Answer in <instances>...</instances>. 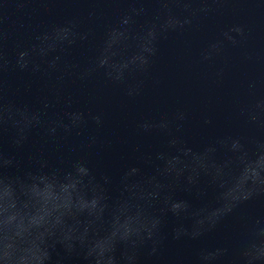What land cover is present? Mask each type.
Masks as SVG:
<instances>
[{
    "label": "water",
    "instance_id": "water-1",
    "mask_svg": "<svg viewBox=\"0 0 264 264\" xmlns=\"http://www.w3.org/2000/svg\"><path fill=\"white\" fill-rule=\"evenodd\" d=\"M166 7L171 11L147 0L136 4L130 0H0V65L7 61V70L0 68V93L7 90L18 102L39 107L48 100L49 115H63L65 111L104 113L102 127L90 125L85 131V136L97 137L98 143L78 154L87 156L98 175L112 177L113 196L118 195L124 170L131 166L143 168H130L127 187L131 195L118 206L109 207L101 203L94 187L82 186L70 174H63L69 161H57L53 146L46 144L40 129L33 130L28 142L19 149L11 142V132L5 134L0 139V150L14 156L18 164L7 170L10 175L34 168V155L45 148L62 173L33 176L28 183L5 182L0 178V246L6 225L14 229L13 239L30 241L33 247L58 229L69 236L79 230L82 237L91 236L103 256L113 237L126 236L139 226L142 189L152 177V169L142 164L139 155L160 145L158 138L137 133L136 125L142 120L156 123L186 113V135L197 151L203 140L221 133L264 135V131L248 127L246 115H242L244 110L264 121V0H178ZM132 8L148 12H141L136 25L116 27L106 35V28L118 24L120 17ZM156 17H161V29L168 25L175 28H169L166 37L159 41L148 72L136 78L143 81L139 95L126 96L120 87L107 83L100 75L84 83L75 81L60 87L59 77L66 69L75 70L74 65L92 58L105 65L113 76L129 73L142 63L153 43L154 34L144 31V23ZM63 29L94 36L70 53L60 54L57 70L36 74L19 71V57L28 60L31 68L34 54L67 40L69 35ZM34 44L38 45L36 53L31 52ZM55 55L50 54L48 60ZM205 118H211L212 124L204 125ZM82 141V136L73 135L65 143L67 147H78ZM165 164L169 169L192 172L214 165L216 180L226 199L264 168V157L249 161L244 156L219 153L214 161L207 154L190 155L184 151L168 158ZM174 195L189 200L195 213H203L207 219L221 210L211 203V190L203 200L179 188ZM183 207L176 205L177 210ZM239 216H264V200L242 206L236 216L199 240L173 239L171 233L177 221L169 215L162 230V246L155 256L148 254V248L143 249L141 264H193L199 248L231 240ZM182 223L193 230L199 227L196 215L183 218ZM43 255L36 264H43ZM57 259L62 264H83L81 257L66 256L60 247L53 253V261ZM0 264H4L2 253Z\"/></svg>",
    "mask_w": 264,
    "mask_h": 264
},
{
    "label": "clouds",
    "instance_id": "clouds-1",
    "mask_svg": "<svg viewBox=\"0 0 264 264\" xmlns=\"http://www.w3.org/2000/svg\"><path fill=\"white\" fill-rule=\"evenodd\" d=\"M130 2L136 4L144 3L146 0H130ZM147 2L159 4L162 10L170 12L171 9H167V4L178 2V0H147ZM141 12L146 15L148 9H130L120 17L118 24L106 28V35L116 27L136 25ZM160 20L161 17H156L155 20L144 23V31H152L154 34L153 43L145 52L142 63L129 73L120 77L113 76L105 65L92 58L74 65L75 70L66 69L59 77L60 87H68L75 81L84 83L100 75L107 83L120 87L126 96L139 95L143 81L136 78L148 72L152 62L150 58L154 57L159 50V41L166 37L169 28H175V25H168L161 29L158 24ZM62 31L67 32L69 38L58 43L54 48L41 50L38 54H34L31 68L28 60L22 61L19 57L16 63L19 71H30L36 74L42 70H57L59 67L57 62L61 59L60 54L70 53L73 48L83 46L94 36V33L79 34L72 29ZM36 39L40 41L41 37L38 36ZM37 48V44L32 45L31 52L36 53ZM50 54H56L51 61L48 60ZM0 68L7 70L6 60ZM56 100L59 101V95L56 96ZM49 107L48 100H44L43 106L39 107L18 102L9 95L7 90L3 91L0 93V139L11 132V142L19 149L28 142L33 130L40 129L46 144L53 146L57 161L63 159L69 161L68 168L63 171L64 175L70 174L82 186L94 187L102 204L109 207L118 206L131 195L127 187L128 171L131 167H137L138 171H143V168L131 166L124 170L119 178L118 195L113 196L110 191L113 183L112 177L108 174L98 175L91 167L87 156L78 154L91 150L98 143L97 137L85 136V131L90 125L96 128L102 127L105 121L104 113L85 114L83 111H65L63 115L56 113L49 115ZM242 115H246L248 127L257 132L264 131V121L259 115H253L251 112L245 113L244 110H242ZM187 121V114L180 112L173 119H164L156 123L142 120L137 123L136 130L139 135L155 137L160 141L157 149L151 152H140L139 155L142 164L152 169V177L144 185L142 189L144 196L140 199L142 222L128 235L118 234L113 237L103 256L99 254L91 236L82 237L79 230L72 232L69 236L63 230L58 229L45 241L38 242V247H33L30 241L13 239L14 229L6 225L4 242L0 246L4 264H36L42 254H44L43 264H62L61 259L53 261V253L57 247L62 248L66 256L81 257L83 264H98V261L101 264H141L143 249L148 248V254L155 256L162 246L165 239L162 230L169 215L177 221L171 233L173 239L199 240L215 231L228 218L236 216L242 206L257 200H264V168L258 169L256 176L251 177L246 184L225 199L216 180L214 165L197 172L166 167L165 161L168 158L182 154L184 151L190 155L207 154L214 161L219 153L233 157L244 156L249 161L264 157V135H248L242 132L221 133L211 139H205L197 151L186 135ZM212 122L211 118L203 120L204 125H211ZM73 135L82 136L83 141L78 147H67L65 142ZM33 159L34 168L22 174L10 175L7 170L17 167V161L11 154L0 150V178L5 182L20 180L28 183L31 182L33 176L37 175H61L62 170L49 159L46 148L37 152ZM177 188L195 193L196 197L201 200L207 197L211 190L213 194L211 203L221 210L211 219L205 218L203 213L196 214L189 200L178 199L174 195ZM177 204H182L184 207L177 210ZM207 204L209 203L203 205ZM192 215H196L199 222L196 230L182 223L183 218ZM193 264H264V216L255 218L239 216L238 226L231 240L213 247L199 248Z\"/></svg>",
    "mask_w": 264,
    "mask_h": 264
}]
</instances>
